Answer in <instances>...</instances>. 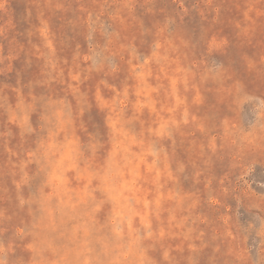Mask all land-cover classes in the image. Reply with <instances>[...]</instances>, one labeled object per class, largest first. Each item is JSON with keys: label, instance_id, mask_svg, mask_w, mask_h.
<instances>
[{"label": "rangeland", "instance_id": "1", "mask_svg": "<svg viewBox=\"0 0 264 264\" xmlns=\"http://www.w3.org/2000/svg\"><path fill=\"white\" fill-rule=\"evenodd\" d=\"M0 264H264V0H0Z\"/></svg>", "mask_w": 264, "mask_h": 264}]
</instances>
